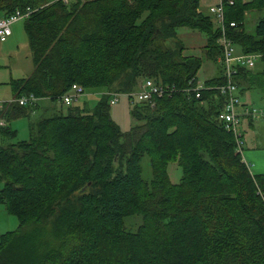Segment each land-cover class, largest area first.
Here are the masks:
<instances>
[{
	"label": "trees",
	"instance_id": "1",
	"mask_svg": "<svg viewBox=\"0 0 264 264\" xmlns=\"http://www.w3.org/2000/svg\"><path fill=\"white\" fill-rule=\"evenodd\" d=\"M198 1L0 0V18L30 10L23 32L32 69L9 82L13 98L53 104L72 84L124 94L147 78L169 90L152 107L130 105L134 124L126 132L112 122L102 94L91 109L41 114L28 123L26 140L0 146V203L17 220L0 235V264H264L257 195L264 174L248 173L232 134L216 120L220 64L194 99L200 60L184 57L176 39L178 28L202 33L204 56L217 62L218 32L197 13ZM223 9L226 25L236 24L227 34L239 52L264 60V0ZM250 11L259 17L249 35L241 22ZM246 74L244 88L251 70L237 74ZM39 106L4 104L0 118H27ZM0 136L15 133L5 127ZM169 164L180 170L176 183ZM131 215L139 224L126 231Z\"/></svg>",
	"mask_w": 264,
	"mask_h": 264
},
{
	"label": "rangeland",
	"instance_id": "2",
	"mask_svg": "<svg viewBox=\"0 0 264 264\" xmlns=\"http://www.w3.org/2000/svg\"><path fill=\"white\" fill-rule=\"evenodd\" d=\"M243 3H249L251 0H241ZM215 0H200L199 7L203 16H208V8L213 4ZM210 5V6H209ZM209 6V7H207ZM259 17V13L255 11L244 12L242 17V28L246 34H253L254 26ZM211 20V18H209ZM24 21H16L10 26V36L0 43V103L8 102L11 100L9 91V82L11 80H17L23 77H27L31 73V62L29 51L26 45V38L23 32ZM214 30L216 26L212 24ZM176 39L179 40L183 46L182 54L184 56H193L200 60V67L196 74L198 83L215 77L218 74L219 64L215 61H210L204 56L205 35L197 31H192L186 28H178L176 30ZM220 69V68H219ZM251 74L253 79L250 86L244 88L241 84L239 89L240 99L246 102V105H253L258 110H264V60L255 59L253 61V67L251 68ZM105 93V90L100 88H91L84 91L83 95L79 97L76 103L77 107L82 106L80 101H85V108L91 109L98 98ZM91 94L92 97L87 98L85 95ZM130 101L135 103V99L128 100L126 96L119 95L117 101L112 106H109V116L121 132H126L133 126L134 121L129 115ZM54 111L65 113L66 107L59 102L52 104ZM249 107V106H248ZM36 116H30L27 118H19L11 124L13 130L16 131V137L10 141L0 142V146L5 145L7 142H15L26 140L28 137L27 126L28 123H34ZM246 120V118H241ZM258 122L263 123L257 128L253 126L251 129L240 122V126L237 125L241 134L242 158L249 164V170L252 174H264V117H258ZM253 133L251 136L250 133ZM140 178L143 181L150 180V168L148 158L143 156L139 162ZM168 178L171 183H176L180 177V170L174 165L169 164L166 168ZM139 224V219L135 216H127L123 220V226L126 231H134ZM15 229V228H14ZM13 229V230H14ZM10 230H0V234L8 232Z\"/></svg>",
	"mask_w": 264,
	"mask_h": 264
},
{
	"label": "built area",
	"instance_id": "3",
	"mask_svg": "<svg viewBox=\"0 0 264 264\" xmlns=\"http://www.w3.org/2000/svg\"><path fill=\"white\" fill-rule=\"evenodd\" d=\"M75 0H52V2H58L63 5H67ZM82 1V0H77ZM234 0H217V3L208 9L209 17L212 24L216 26L218 35L215 39V45L218 47L220 55L218 62L222 70V81L214 88L215 92L222 98V104L219 112L216 115V120L222 125L225 132L231 133L235 147L239 151L241 148V141L239 134L237 133L238 120L242 117L249 118V120L257 119L258 117H264V110L247 108L239 103L237 97V86L234 81L237 74L241 70H250L253 67V61L261 58L258 54H242L238 53L234 49V44L229 38L227 31L233 29L236 24L228 22L227 25L224 20V7L232 6ZM30 10L15 9L12 13L5 17L0 18V43L4 42L10 36V26L16 21H23L29 16ZM201 83L196 82L194 87L190 89L193 93L194 99H199L200 92L203 89ZM167 87H162L159 83H155L151 79H141L135 90L124 94H110L108 96L107 104L112 106L116 103L119 95H124L128 100L135 99V103H142L149 107H152L153 100L168 94ZM84 93V89L76 84L70 85L67 92L62 94L57 102L65 107H72L77 103L79 97ZM38 99L31 95L20 94L10 100L8 103H14L19 106H33ZM5 102L0 103V110ZM134 102L130 101V105ZM0 126H3L0 121ZM248 167V166H246ZM260 198V202L264 208V194L257 192Z\"/></svg>",
	"mask_w": 264,
	"mask_h": 264
},
{
	"label": "crops",
	"instance_id": "4",
	"mask_svg": "<svg viewBox=\"0 0 264 264\" xmlns=\"http://www.w3.org/2000/svg\"><path fill=\"white\" fill-rule=\"evenodd\" d=\"M200 1V0H199ZM199 1H198V8H197V13H202L201 12V9H200V7H199ZM217 3V0H215V2L213 3V4H211V6H213V5H215ZM243 3V2H242ZM210 6V5H209ZM209 6H207V7H209ZM210 6V7H211ZM209 7V8H210ZM208 8V9H209ZM202 15V14H201ZM203 16V15H202ZM204 17H208V16H204ZM242 30H243V28H242ZM243 32H244V30H243ZM235 46V45H234ZM234 49H235V51L236 52H238V53H240L239 52V50H238V48L235 46L234 47ZM184 50V49H183ZM183 52V51H182ZM183 55V54H182ZM184 56V55H183ZM184 57H193V56H184ZM260 59V58H259ZM217 63L219 64V62H218V58H217ZM220 68V67H219ZM218 68V74H219V71H220V69ZM251 70V69H250ZM249 70H247V72H248ZM221 72H222V70H221ZM211 78H213V77H211ZM211 78H209V79H211ZM248 76H247V74L244 76V77H238L237 78V76H236V78L234 79V81H235V83H236V81H237V83L239 84L240 82H242L241 84H243L244 85V83L245 84H249V81H248ZM197 79V78H196ZM208 80V79H207ZM206 81V80H205ZM198 82V81H197ZM204 82V81H203ZM201 84H203V83H201ZM236 86H237V97H238V99H239V103L241 104V105H243V106H245V107H247V108H252V109H255L254 107H250V106H253V105H246V102L245 101H242L241 99H240V92H239V90H238V88L239 89H241V87H240V85H237L236 84ZM247 87H249V86H247L246 85V88ZM9 91H10V89H9ZM104 94H106L107 96H110V94H115V93H107L106 91H105V93ZM118 94V93H117ZM10 95H11V92H10ZM87 98H90V97H92V95L91 94H86L85 95ZM11 100L13 99V97H12V95H11V98H10ZM10 100H8V102H9ZM44 102V103H43ZM3 103V102H2ZM38 103H40L41 105H43V106H39L37 109H35L30 115H28L27 116V120H29V118H30V116H36V119L38 118V117H40V115L41 114H43L44 113V116H49L50 114H54V113H56L57 111H54V109L52 110V108L51 107H53L52 106V104H47V103H45V101H40V102H36V104H38ZM78 103V102H77ZM80 103L82 104V106H80L79 108H85V101L84 100H82V101H80ZM5 104H7L6 102H5ZM76 105V104H75ZM249 106V107H248ZM2 109H3V107H2ZM1 109V110H2ZM86 109V108H85ZM21 118H25V117H21ZM242 118H246V117H242ZM19 118H17V119H14V120H11V121H9V122H6L3 118H0V121L2 122V124H3V126H0V128H5V127H7L8 129H9V131H13L14 133H15V137H16V131L15 130H13V128L11 127V124L14 122V121H16V120H18ZM35 119V120H36ZM257 119H254V120H249V118H246V120H241V118L238 120V126H240V122L241 121H244V125L246 126V128L248 129V127H250L251 129L253 128V126H256L257 128H259V126L263 123V121L262 122H258V121H256ZM250 133V132H249ZM27 134H28V129H27ZM238 134H239V139H240V141H241V145L243 144V140H241V134H240V131H239V127H238ZM251 134V136L253 135V133H250ZM14 137V138H15ZM13 138V139H14ZM28 138V137H27ZM1 140L2 141H10V140H12V139H9V138H2L1 136H0V142H1ZM24 141V140H23ZM15 142H17V140L15 141ZM9 142H7L6 144H8ZM240 150H241V148H240ZM240 150H239V153H240V160L242 161V163L244 164V166L246 167V166H248V167H246V169H247V171H248V173L250 174V175H256V174H252L251 172H250V170H249V164H247L246 163V161H244L243 160V158H242V152H240ZM1 187H2V184H1V182H0V189H1ZM17 226V220H16V218L13 216V215H10V214H8L6 211H5V208H4V206L0 203V230H10V231H12L15 227ZM9 232V231H8ZM5 233V232H4ZM3 234V233H2ZM2 234H0V235H2Z\"/></svg>",
	"mask_w": 264,
	"mask_h": 264
}]
</instances>
